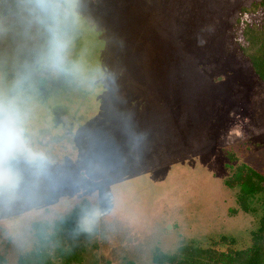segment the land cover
Returning <instances> with one entry per match:
<instances>
[{"label": "rangeland", "instance_id": "rangeland-1", "mask_svg": "<svg viewBox=\"0 0 264 264\" xmlns=\"http://www.w3.org/2000/svg\"><path fill=\"white\" fill-rule=\"evenodd\" d=\"M76 3L63 87L43 96L0 64V264L82 200L98 233L77 264H150L221 235L249 247L260 212L233 214L224 164L264 174V84L241 51L264 0H100L83 25Z\"/></svg>", "mask_w": 264, "mask_h": 264}, {"label": "trees", "instance_id": "trees-1", "mask_svg": "<svg viewBox=\"0 0 264 264\" xmlns=\"http://www.w3.org/2000/svg\"><path fill=\"white\" fill-rule=\"evenodd\" d=\"M243 37L245 44L241 51L254 75L264 84V19L257 27H246ZM226 157L224 168L228 175L223 182L227 189L236 190L237 210L233 214L260 212L257 226L249 233L250 246L237 249L234 238L221 235L211 240L208 247L189 241L179 245L173 253L155 248L150 264H264V174L244 163L233 166L232 163L237 162L233 154ZM91 211L90 202L82 200L69 213L52 222H33L30 226L32 246L18 255L15 264L80 263L84 245L98 233Z\"/></svg>", "mask_w": 264, "mask_h": 264}, {"label": "flooded vegetation", "instance_id": "flooded-vegetation-1", "mask_svg": "<svg viewBox=\"0 0 264 264\" xmlns=\"http://www.w3.org/2000/svg\"><path fill=\"white\" fill-rule=\"evenodd\" d=\"M74 10L79 13L78 23L82 24L83 21L85 24L86 17L98 21L100 0H77ZM67 13L68 7L63 6L62 0H0V64H12L6 73H12L13 66L18 67V71L22 65L28 68L31 86L40 94L43 93V96L50 90L64 86L62 74L55 64H66L62 58L66 57V52L71 48L70 40H65L69 34L67 28L70 27V22L65 20L68 19ZM38 35L41 36L39 39ZM60 43L63 49L56 47ZM50 52L53 55L49 57ZM59 59L61 62H58ZM50 63L55 67L53 72H50ZM18 74L23 79V74ZM39 78L43 85H38ZM13 146L19 151L22 149L21 144L15 143Z\"/></svg>", "mask_w": 264, "mask_h": 264}]
</instances>
